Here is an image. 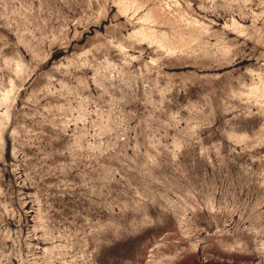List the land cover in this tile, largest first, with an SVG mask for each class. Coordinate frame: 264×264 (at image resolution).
<instances>
[{"label":"rangeland","instance_id":"374dc122","mask_svg":"<svg viewBox=\"0 0 264 264\" xmlns=\"http://www.w3.org/2000/svg\"><path fill=\"white\" fill-rule=\"evenodd\" d=\"M0 264H264V0H0Z\"/></svg>","mask_w":264,"mask_h":264}]
</instances>
